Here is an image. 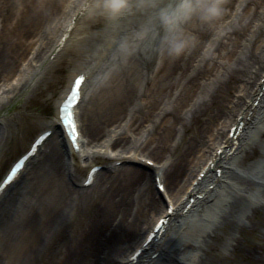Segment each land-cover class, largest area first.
<instances>
[{"label":"bare ground","instance_id":"bare-ground-1","mask_svg":"<svg viewBox=\"0 0 264 264\" xmlns=\"http://www.w3.org/2000/svg\"><path fill=\"white\" fill-rule=\"evenodd\" d=\"M86 1L90 2L5 0L0 6V100L5 94V107L37 79L39 84L73 45H78V54L57 104L75 75L96 63L93 51L100 57L102 49L101 57L107 53L105 59L117 56L87 97L79 119L76 116L79 151L72 149L56 112L48 126L51 135L5 189L0 208L48 144L45 158L34 166L21 192L2 211L1 225L10 222L13 227L16 221L17 230L11 233L16 235L17 250L22 251L36 236L51 232L73 207L98 201L95 216L99 221L106 223L113 216L117 225L123 226L122 247L113 253L118 257L108 254L101 264H179L177 260L182 264H264V153L254 141L256 135H264V0H222L223 12L211 25H188L196 42L176 58L161 56L146 46L122 51L127 26L112 23L106 37L90 33L86 29L92 16L89 11L72 34L67 32L68 41L61 50L50 52L60 54L53 64H47L48 52L66 22L82 14ZM16 70V81H8ZM82 102L80 98L78 108ZM183 113L190 115V120L203 118L202 126L193 139L175 141L176 131L185 132L188 126ZM4 125L0 118V129ZM237 126L241 131L235 134ZM4 140L0 132V142ZM100 140L103 150L96 149ZM247 150L252 151L250 157L257 152L263 162L253 168L242 161L239 169L238 160ZM165 157L170 159L167 165L161 162ZM81 158L90 160L81 164ZM98 158L113 161L107 171L95 174L92 184L76 186L80 183L76 175L88 172ZM129 164H140L146 170ZM203 168L206 175L195 184ZM158 175H162L164 195L155 182ZM98 177L100 188L95 190L91 186ZM214 181L217 185L206 191ZM144 213L151 214L150 219H145ZM160 218L167 224L175 221V225H162L163 232H152ZM141 229H145L141 237L132 242ZM0 240V255L6 257L2 235ZM130 242L133 246L128 251ZM191 242L195 250H181ZM133 252L140 256L131 260ZM154 253V259L140 261Z\"/></svg>","mask_w":264,"mask_h":264},{"label":"rangeland","instance_id":"rangeland-1","mask_svg":"<svg viewBox=\"0 0 264 264\" xmlns=\"http://www.w3.org/2000/svg\"><path fill=\"white\" fill-rule=\"evenodd\" d=\"M4 3L5 0H0V6ZM17 4L18 2H16V5ZM240 10L241 8L239 11ZM14 11L16 12V10ZM87 23L86 29L88 32H98L102 34V37L109 36L110 31H108V26L112 24L111 22L102 17L92 15ZM77 49L78 45H73V47L65 50L55 66H53L51 71L48 73L46 72L47 74L45 75V78L39 82V84L36 83L38 81L37 79L33 82L34 85L32 87H29L26 91L20 93V96L7 107L3 106V102H6V95L2 94L3 98L0 100L2 105H0V118L5 121L7 126L4 125L0 129V132L5 136V140L0 142V179L3 172L11 164V161L23 153L33 137L39 134L40 131L48 129L50 121L54 119L56 114V101L66 88L68 73L74 67L73 60L78 54L76 52ZM93 52H96L97 54V51ZM102 53L103 51L101 49L98 53L100 57H97L96 54L93 56L95 57L96 63L88 70L89 75L85 80V85L82 90L83 102L76 110L78 114L77 119H79V111L81 112V109L86 103L87 97L91 94L92 89L96 84L102 81L104 76L110 71L109 69L117 57L113 54L105 59L107 53L101 57ZM53 61L49 62V65L53 64ZM21 67H23V65ZM18 73V70H16L14 76L8 81H16V78H18L19 75ZM1 84H3L2 80H0V86ZM34 88L35 90L32 92L31 90ZM0 92H2V89H0ZM183 114V118L187 120L188 126L185 132L182 130L176 131L175 141H179L183 137L187 141L193 139L197 131L200 129V126H202L203 118L196 117L194 120H190V115L187 113ZM262 127L264 129V122ZM54 140L55 139H52L53 142H55ZM254 141H256L255 144L257 146L263 147L262 150H260L264 153V135L262 138L260 137V134L256 135ZM102 145L103 140H100L96 149L103 150V148H101ZM47 146L48 144L40 149V153L32 160L25 171L26 173L21 179V184H19L16 189L12 191V194L4 201L0 208V218H3L2 211L6 205L11 202L14 196L21 192L22 187L31 175V170L39 160H42V158H45V155H47ZM109 150L110 149L108 148L106 152L109 153ZM247 151L248 152L238 160L237 167L239 169H242V161L245 162L246 166L253 168H255L256 165L258 166L262 164V158H260L257 152L253 157H250L252 151ZM89 160L81 158L79 161L83 164L84 161L88 162ZM109 161L111 163L113 160L106 161L98 158L94 160V163L100 165L102 168L101 171L103 172L107 171L106 167L109 166ZM149 161L150 160H147L146 163L148 164ZM169 161L170 159L166 157L161 160L165 165H167ZM151 164L156 166L152 161ZM113 165L118 166V163L113 162ZM129 165L137 170H146V168L140 164ZM84 173L85 172H82L80 176L76 175L75 179L81 182ZM99 177L96 182L97 184L95 183V186H91V188L95 190L100 188L101 180ZM76 186H78V183H76ZM98 204V201H93L91 203L87 202L81 204L76 208L73 207L74 209L69 210V212L62 215L60 225L54 226L51 232L45 233L42 237L36 236L34 241L28 243L22 251L17 250L15 246V243H17L16 235H13V232L11 233V231L17 230V228H15L16 221L13 227H11L10 222L5 223L4 225L0 224V234L7 245L5 251H8L6 257L5 255L3 256V254L0 255V264H101V261L108 254L118 257V255H113V253L122 247L120 237L123 226L121 225V227H119L117 225V220L114 219L113 216L106 223H102L103 221L100 222L95 216ZM209 210L211 211V209ZM150 216L151 214L144 213L145 219H150ZM144 230L145 229H141L140 233H138L140 235H138V237L132 242L138 240ZM132 242L128 244V251L132 249ZM178 262L181 263L180 261Z\"/></svg>","mask_w":264,"mask_h":264},{"label":"clouds","instance_id":"clouds-1","mask_svg":"<svg viewBox=\"0 0 264 264\" xmlns=\"http://www.w3.org/2000/svg\"><path fill=\"white\" fill-rule=\"evenodd\" d=\"M223 12L222 0H93L90 13L128 32L120 47L146 46L176 58L197 39L188 25H211Z\"/></svg>","mask_w":264,"mask_h":264},{"label":"snow or ice","instance_id":"snow-or-ice-1","mask_svg":"<svg viewBox=\"0 0 264 264\" xmlns=\"http://www.w3.org/2000/svg\"><path fill=\"white\" fill-rule=\"evenodd\" d=\"M83 79V76L78 77L76 80V85L79 86ZM78 97L79 93L76 89H74L71 94L67 97V99L63 102V104L60 106L59 110V115L62 119V123L67 126L66 133L77 149L79 148V143H77L79 131L75 113L73 110V105L76 104ZM45 135H49V133H45ZM43 138L44 137H41V139ZM149 163H151V161H149ZM20 167H22V164H17V166L11 170V174L8 176L7 181L5 183L10 182L15 177ZM159 187L163 189L164 185L160 184ZM169 211H171V208H169Z\"/></svg>","mask_w":264,"mask_h":264}]
</instances>
